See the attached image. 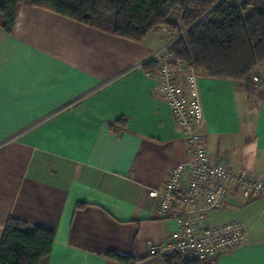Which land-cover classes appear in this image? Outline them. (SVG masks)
I'll list each match as a JSON object with an SVG mask.
<instances>
[{"label":"crops","instance_id":"obj_1","mask_svg":"<svg viewBox=\"0 0 264 264\" xmlns=\"http://www.w3.org/2000/svg\"><path fill=\"white\" fill-rule=\"evenodd\" d=\"M183 13L169 21L179 25ZM0 16V245L11 218L54 232L42 264H164L150 255L178 229L150 189L189 160L158 79L144 63L172 41L160 27L136 43L23 2L11 33ZM179 73L184 89L186 74ZM260 78L259 83L253 77ZM200 134L216 162L264 179V62L244 80L200 72ZM125 118L127 127L114 131ZM242 221L245 244L217 264H264V196L232 192L213 226Z\"/></svg>","mask_w":264,"mask_h":264},{"label":"trees","instance_id":"obj_2","mask_svg":"<svg viewBox=\"0 0 264 264\" xmlns=\"http://www.w3.org/2000/svg\"><path fill=\"white\" fill-rule=\"evenodd\" d=\"M70 18L80 24L136 43L157 28L187 30V38L171 48L176 60L194 63L215 78L246 79L264 62V0H0L3 29L11 33L23 2ZM182 12L179 25L169 21ZM157 61L143 65L147 73ZM125 118L111 125L124 130ZM54 232L11 218L0 245V264H42L52 253ZM122 264H135L110 252ZM164 264H198L180 255L164 257Z\"/></svg>","mask_w":264,"mask_h":264},{"label":"built area","instance_id":"obj_3","mask_svg":"<svg viewBox=\"0 0 264 264\" xmlns=\"http://www.w3.org/2000/svg\"><path fill=\"white\" fill-rule=\"evenodd\" d=\"M188 31H173V39L144 64L157 61L152 73L158 79L156 96L168 103L178 131L183 135L189 150V160L172 169L160 189H150L148 197L160 219L173 220L178 229L167 241L151 246L150 255L167 257L180 255L198 264H217L218 258L245 244L247 226L233 221L221 226L209 222V213L222 211L232 192L245 201L264 196V179L248 173H236L223 162H216L209 145L200 134L205 123L200 97V71L196 65L174 58L171 48ZM186 74L184 89L179 73ZM254 83L260 78L255 75Z\"/></svg>","mask_w":264,"mask_h":264},{"label":"rangeland","instance_id":"obj_4","mask_svg":"<svg viewBox=\"0 0 264 264\" xmlns=\"http://www.w3.org/2000/svg\"><path fill=\"white\" fill-rule=\"evenodd\" d=\"M216 212H218V211L210 212L209 215H211L212 213H216ZM219 212H220V211H219Z\"/></svg>","mask_w":264,"mask_h":264}]
</instances>
